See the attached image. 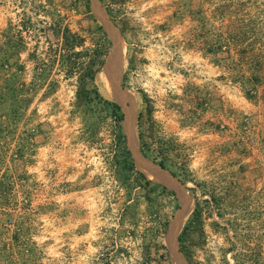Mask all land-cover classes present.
<instances>
[{"label": "rangeland", "instance_id": "1", "mask_svg": "<svg viewBox=\"0 0 264 264\" xmlns=\"http://www.w3.org/2000/svg\"><path fill=\"white\" fill-rule=\"evenodd\" d=\"M88 5L0 0V57L12 54L10 70L25 100L21 120L0 134V180L12 181L0 202V249L28 244L39 264H172L166 233L177 198L144 174L152 185L135 172L124 178L112 120L96 102L78 104L82 88L115 102L104 71L112 42L101 40ZM102 5L122 38L134 141L153 157L167 155L168 170L180 175L192 200L179 230H188L187 264H264V79L249 100L235 78L246 71L238 50L264 71V0ZM223 26L239 34L230 59L208 52ZM67 30L71 51L63 48ZM98 45L107 55L91 65ZM90 67L93 76H86ZM6 110L0 106V121ZM18 153L25 180L12 167Z\"/></svg>", "mask_w": 264, "mask_h": 264}, {"label": "trees", "instance_id": "2", "mask_svg": "<svg viewBox=\"0 0 264 264\" xmlns=\"http://www.w3.org/2000/svg\"><path fill=\"white\" fill-rule=\"evenodd\" d=\"M101 3L105 2V0H100ZM89 0H86V6L89 5ZM94 19V18H93ZM94 23L97 24V20L94 19ZM204 27V25L202 26ZM225 28V32L219 37V39L216 41L214 45H207L208 46V52H211L216 55L222 56L224 59H230L231 58V48H230V42L234 41L233 36L239 37V34H233L232 31H229V26H223ZM96 30L98 33L101 34V40L107 41V34L105 33L103 27L99 24L96 25ZM74 46V43L72 42V36L70 35L69 31L67 30L65 34L63 33V48L66 49V51H71L72 47ZM238 55L240 56L239 62L246 66L245 70L239 69L238 73L236 74V80H238L242 84V88L244 91V94L247 99L253 100L256 97V90L257 86L262 83L264 79V71L261 69L259 65H255V61L252 56H245L241 54V50H238ZM14 54V53H13ZM12 55V54H11ZM11 55L6 53L4 58L0 57V71L7 72L8 75H0V82H1V91L0 92V106L7 107L5 117V121H0V134L3 131L4 128H9L10 126L16 125L22 117V101H25L24 99H20L19 97V89L16 86L18 75L17 72H11ZM107 55V50L105 47H101V45H98L96 49L93 51L92 56V63L96 64V62L100 63V65L103 63L104 57ZM61 63L62 66L65 67V75L70 76L72 73L70 65H68V60L65 59L64 55H61ZM19 70H23V66L18 67ZM92 70V67L89 68V71L87 72L86 76H93L90 72ZM244 72V73H242ZM85 77V76H84ZM77 99L78 104L81 103H89V102H96L97 106H101V108L104 109L106 112V116H108L112 122H113V132L115 136V143L118 147L119 154L116 159V164L119 165L120 170L124 176V178H127L131 173L135 172L137 178L140 182H144L145 186H150L152 183L146 179V177L135 170L134 161L132 158V155L126 145V139L125 135L122 131V121H123V113L119 107V105L116 102L106 100L103 97H101L96 90H92L90 92H86L85 89H80L77 93ZM88 100V101H87ZM26 106V104H25ZM41 127V125H39ZM143 154L146 157H150L154 162H156L159 166L165 169H169L171 164H169V159L165 153H156L154 157L149 154L151 153L150 149H148L145 145L141 149ZM161 156L160 160H157L156 156ZM160 154V155H159ZM12 167L14 168L15 172L18 174L19 180H25L27 178V174L25 171H22L20 168L22 167V164L24 163V159L22 157V154H16L15 156H12L11 158ZM2 158L0 157V163H2ZM174 176H176L179 180H181V177L178 173L172 172ZM184 183V180H181ZM12 186L11 178L7 175H3L0 180V202H3L6 200L9 194V190ZM154 188H160L162 192H167L168 194L174 196V192L169 191L166 187L161 185H154ZM196 219V218H195ZM19 232V231H18ZM187 228L181 233L179 236V242H180V248L182 253L187 257V253L185 249L183 248L182 244L185 241L186 235H187ZM19 236L17 234L14 235L13 241L15 244H18L17 242ZM8 245H5L3 249H0V264H39L37 261H35L34 256L36 255L35 248L28 245V244H20V245H14L10 246L11 248H8ZM15 247L17 249L15 253ZM164 251L163 254L160 255V258L163 262H168V250L165 246L161 245L159 247ZM18 254V259L14 258V255Z\"/></svg>", "mask_w": 264, "mask_h": 264}, {"label": "water", "instance_id": "3", "mask_svg": "<svg viewBox=\"0 0 264 264\" xmlns=\"http://www.w3.org/2000/svg\"><path fill=\"white\" fill-rule=\"evenodd\" d=\"M89 1L92 14L103 27L105 33L112 42V49L105 59L104 71L108 77L115 102L119 105L123 113V121L121 125L127 140V147L132 155L134 165L140 173L149 178L145 173V170L149 171L154 177H157V179L160 180H156V182L161 183V185L174 192L180 207L173 220L168 225L166 244L171 256L172 264H187L185 257L180 250L178 236L180 227L187 218L192 203L189 191L186 189V185L174 176L170 170L162 168L156 162L146 157L134 141L132 115L127 106V94L123 88L121 77L123 63L121 34L111 20L107 10L103 7L101 1Z\"/></svg>", "mask_w": 264, "mask_h": 264}, {"label": "bare ground", "instance_id": "4", "mask_svg": "<svg viewBox=\"0 0 264 264\" xmlns=\"http://www.w3.org/2000/svg\"><path fill=\"white\" fill-rule=\"evenodd\" d=\"M108 86H109V82H108ZM110 87V86H109ZM134 136V135H133ZM148 177L151 178V179H154V180H158L160 181L159 179H157V177H154V175L152 173H150L149 171L145 170ZM191 208V207H190Z\"/></svg>", "mask_w": 264, "mask_h": 264}]
</instances>
